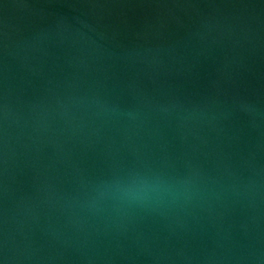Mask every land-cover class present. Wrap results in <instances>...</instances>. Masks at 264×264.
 Instances as JSON below:
<instances>
[{
    "label": "water",
    "instance_id": "water-1",
    "mask_svg": "<svg viewBox=\"0 0 264 264\" xmlns=\"http://www.w3.org/2000/svg\"><path fill=\"white\" fill-rule=\"evenodd\" d=\"M0 264H264V0H0Z\"/></svg>",
    "mask_w": 264,
    "mask_h": 264
}]
</instances>
